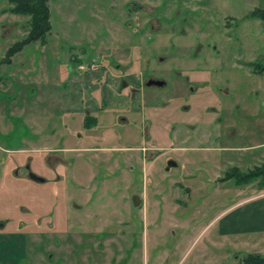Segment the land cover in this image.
Returning a JSON list of instances; mask_svg holds the SVG:
<instances>
[{"label": "rangeland", "instance_id": "rangeland-1", "mask_svg": "<svg viewBox=\"0 0 264 264\" xmlns=\"http://www.w3.org/2000/svg\"><path fill=\"white\" fill-rule=\"evenodd\" d=\"M47 3L43 40L0 66V264H239L264 253L263 232L220 235L214 219L264 191L263 172L228 177L264 167V68L253 65L264 23L249 16L264 0ZM10 5L1 0L2 55L30 26ZM103 69L125 78L127 100H104L82 126L61 94ZM147 76L166 84L144 86Z\"/></svg>", "mask_w": 264, "mask_h": 264}, {"label": "crops", "instance_id": "crops-1", "mask_svg": "<svg viewBox=\"0 0 264 264\" xmlns=\"http://www.w3.org/2000/svg\"><path fill=\"white\" fill-rule=\"evenodd\" d=\"M101 76L104 78L102 82L97 80ZM84 79V84L79 83L78 91L80 92L77 91L74 84L75 95L61 94L62 105L63 107L67 106L68 112H84L82 126H86L85 119L87 117L92 118L93 123L99 121V114H96V112L98 111L97 113H99V110L102 109L101 105H104V100L115 101V104L111 103L110 106L113 109H116L117 106L119 108L122 107L123 104L121 102L127 100L128 96L121 88L120 77L109 69L86 73ZM101 83L103 84L100 86ZM32 89L34 90V88ZM83 95L87 97L84 98ZM82 98H84V103ZM119 118L118 120L122 123L128 122L127 116L120 114ZM92 121L90 119L91 123ZM231 130L235 131L233 127ZM61 162L66 164L64 160ZM214 219H216L215 222H218L217 228L220 235H236L244 232H263L264 234V191L253 197L234 202L232 205L222 209Z\"/></svg>", "mask_w": 264, "mask_h": 264}, {"label": "trees", "instance_id": "trees-1", "mask_svg": "<svg viewBox=\"0 0 264 264\" xmlns=\"http://www.w3.org/2000/svg\"><path fill=\"white\" fill-rule=\"evenodd\" d=\"M11 5L9 9L18 13H29L30 14V26L26 35L13 43L11 48L6 52L7 55L19 51L22 47L30 41L40 39L41 41L45 37L46 33L51 28L50 12L47 1L48 0H8ZM249 16L259 18L264 23V8L255 7L253 8ZM264 57V56H263ZM264 60V58H263ZM254 63V64H253ZM254 69L261 66L264 68V61L260 62L259 59L253 62ZM261 70V69H259ZM90 120V117L85 119V125L91 124L86 120ZM264 173V167H256L251 171L240 173L239 169L233 167L228 177H234L235 183L249 179L251 176L258 175V173ZM239 264H264V253L259 252H245L240 258Z\"/></svg>", "mask_w": 264, "mask_h": 264}, {"label": "flooded vegetation", "instance_id": "flooded-vegetation-1", "mask_svg": "<svg viewBox=\"0 0 264 264\" xmlns=\"http://www.w3.org/2000/svg\"><path fill=\"white\" fill-rule=\"evenodd\" d=\"M1 14H2V8H1V0H0V16H1ZM0 29L2 30V25H1V23H0ZM1 30H0V47H1V40H2V32H1ZM13 35V31H11V32H6V33H4V36H3V38L4 39H8V38H10V36H12ZM15 41H17V39H15V40H12L8 45H7V48H6V51H5V53L2 55V54H0V66H1V64L2 63H10L11 61H12V56L17 52V51H15V52H13V53H11V54H9V55H7L6 54V52L8 51V49L9 48H11V46L13 45V43L15 42ZM139 59H138V63H139V65L140 66H142V67H148L147 66V64L146 63H148L147 62V60L146 59H143V57H142V54L144 53V50H139ZM144 55V54H143ZM159 62L162 64L164 61H163V58H160V60H159ZM127 65V64H126ZM123 65L121 64V62H114V64H113V67H115V68H120V67H122ZM129 65H127L126 67H128ZM161 79V80H163V84H161V85H158V84H147L146 82L149 80V79ZM124 79L125 78H123L122 80H121V77H120V84H123V82H125L124 81ZM0 84H1V79H0ZM2 84H3V82H2ZM125 84V83H124ZM142 84L144 85V86H152V85H155V86H162V85H165L166 84V82H165V80L163 79V78H159V77H156V76H147L146 78L145 77H143V80H142ZM136 88V87H135ZM47 255V254H46ZM96 255H97V253H96ZM48 257H51V253H49V255H48ZM39 259V258H38ZM31 260V259H30ZM29 260V261H30ZM30 263V262H29ZM31 264V263H30ZM35 264V263H34Z\"/></svg>", "mask_w": 264, "mask_h": 264}, {"label": "water", "instance_id": "water-1", "mask_svg": "<svg viewBox=\"0 0 264 264\" xmlns=\"http://www.w3.org/2000/svg\"><path fill=\"white\" fill-rule=\"evenodd\" d=\"M148 85L149 84H158V85H161V84H163V80H161V79H149L147 82H146ZM175 161L174 160H172V159H169L168 160V162H167V167H170V166H172V165H175ZM29 176L32 178V179H34V180H37V181H43L44 180V178L42 177V176H40V175H37L36 173H34V172H29Z\"/></svg>", "mask_w": 264, "mask_h": 264}, {"label": "built area", "instance_id": "built-area-1", "mask_svg": "<svg viewBox=\"0 0 264 264\" xmlns=\"http://www.w3.org/2000/svg\"><path fill=\"white\" fill-rule=\"evenodd\" d=\"M83 65H84V64L81 63L79 66H80V67H83ZM91 66H92L93 68H96V65L91 64Z\"/></svg>", "mask_w": 264, "mask_h": 264}]
</instances>
